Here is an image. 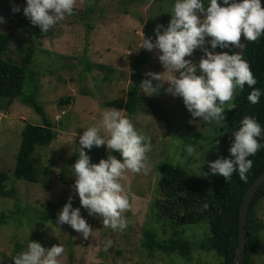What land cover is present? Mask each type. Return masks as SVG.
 Here are the masks:
<instances>
[{
	"label": "rangeland",
	"instance_id": "1",
	"mask_svg": "<svg viewBox=\"0 0 264 264\" xmlns=\"http://www.w3.org/2000/svg\"><path fill=\"white\" fill-rule=\"evenodd\" d=\"M25 3L26 0H0V16L5 20L0 30L9 37L4 60L22 65L26 57L31 59L23 96L0 109V169L8 174L7 188L16 191L12 197L0 195V214H5V221L0 222V264H14L12 256L17 245L20 252L28 239L34 240L39 234L43 247L58 243L63 246L59 264H221V257L214 250L200 247L209 234L207 221L178 225L159 215L154 201L159 196V165L163 162L181 166L202 178L213 177L208 162L222 158L227 152L220 137L228 109L224 110L225 120L220 125L191 117L182 98L166 91L167 82L152 79L153 86L159 83L160 87L151 95L140 86L138 93L143 101H137L134 113L120 109L151 144V151L146 154L147 170L133 173L126 169L120 181L130 204L123 214L129 221L127 227L123 231L106 228L98 216H89L81 207V216L94 234L85 240L69 225H58L57 217L46 218L47 214H57L69 195L72 206L80 207L72 187L74 182L63 183L60 171L68 167L66 174H73L64 161L79 151L82 127L97 123L103 110L114 108L105 102L128 100L134 86L131 81L134 71L148 79H151L148 73H161L162 79L171 74L159 62L158 50L136 47L142 32L154 40L155 26H167L173 0H90L87 14L66 15L47 32H40L38 26L25 18L22 11ZM13 5L20 6L21 11L10 18ZM98 25L102 30L96 32ZM205 39L204 46L211 51L206 45L210 38ZM232 49L230 46L220 51L230 54ZM201 55L203 52L198 48L185 59L198 63ZM91 64L96 65L91 70L84 69ZM34 94L58 132L49 146L39 148L34 155L39 169L50 167L49 184L43 178L38 183L19 178L14 171L25 124L43 123L42 116L24 101ZM63 97L70 98V103L61 104L59 100ZM187 145L195 149L192 156L185 151ZM85 152L90 158L93 156V148ZM107 154L108 151L104 158ZM256 217L264 222V199L256 206ZM148 233H152L154 240L185 237L192 246L190 258L147 246ZM259 235L261 243L253 259L256 264H264V230ZM108 239L112 240V246L103 251V242Z\"/></svg>",
	"mask_w": 264,
	"mask_h": 264
},
{
	"label": "clouds",
	"instance_id": "2",
	"mask_svg": "<svg viewBox=\"0 0 264 264\" xmlns=\"http://www.w3.org/2000/svg\"><path fill=\"white\" fill-rule=\"evenodd\" d=\"M77 0H26L23 15L40 32L72 15ZM12 12H20V6L13 5ZM167 24L156 25L155 39L145 37L143 32L136 48L158 50V60L171 74L162 79L161 73H148L151 79H144L140 86L146 94L156 92L160 84L153 86L152 79L167 82L166 91L179 96L191 117H198L205 123L222 124L225 109L235 107L234 93L247 85L252 88L256 79L246 60L238 52L229 54L216 49L240 48V37L256 41L264 33V7L261 0H173ZM5 22L0 16V24ZM207 44L212 49L205 47ZM203 55L198 63L190 57L195 49ZM261 90L252 88L247 100L259 102ZM79 136L78 158L71 165L74 177L72 187L79 198L80 207H73L69 195L57 213V224H67L87 240L93 237V230L81 216L84 208L89 216H98L104 227L123 231L129 221L123 215L130 208L128 195L120 182L124 171L141 173L147 170L146 154L151 151L150 139L140 133L132 121L121 111L108 108L100 113V119L87 127ZM228 157H217L208 162L209 173L219 174L226 181L235 171L241 181L252 166L250 156L255 155L264 138L260 124L252 116L245 115L232 132ZM218 143V142H217ZM105 146L106 158L98 163L90 162L85 149ZM188 156L194 154L191 145L185 147ZM118 153V157L112 153ZM207 175V173L205 174ZM206 207V205H205ZM112 240L103 242V251L112 246ZM64 249L61 244L45 248L40 242L29 240L26 247L12 256L14 264H59L58 258Z\"/></svg>",
	"mask_w": 264,
	"mask_h": 264
},
{
	"label": "trees",
	"instance_id": "3",
	"mask_svg": "<svg viewBox=\"0 0 264 264\" xmlns=\"http://www.w3.org/2000/svg\"><path fill=\"white\" fill-rule=\"evenodd\" d=\"M89 2L90 0H77L73 13L87 14ZM261 6L264 7V0H261ZM8 15L10 18H15L17 14L10 10ZM8 42L9 37L0 30V109L10 106L13 101L23 96L25 76L29 60H31L30 56L26 57L22 65L5 61L3 55ZM240 43V48L233 47L230 54L238 52L247 61L251 73L256 79V84L252 88L260 89L262 94L258 103L251 104L247 100V96L252 88L245 85L242 91L237 90L235 93L233 102L235 107L227 111L226 125L221 130V143L227 146V152L223 157L229 156L228 149L232 141V132L238 128L240 120L245 115L254 117L264 132V33L256 41H247L241 35ZM216 50L220 51L219 47ZM94 65L96 64H91L90 67L88 65L89 69H84L91 70ZM97 66L104 67L100 64ZM144 79H148V77L134 71L131 74V81L134 82V86L131 88V95H129L128 100L126 102L111 100L105 102V105L118 110L126 109L130 114L134 113L137 101H143V97H139L138 92L140 83ZM31 96H28L27 99L25 97L24 101L42 116L43 123L41 125L25 124L21 132L20 149L14 171L19 178L36 183L41 181L40 178H43L45 183L49 184L50 167L39 169L38 161L34 155L39 148L49 146L58 132L54 124L46 117L41 105L35 100V94ZM59 102L69 104L70 98H60ZM258 142L262 147L255 155L249 157L252 166L246 173V181H241L235 171L231 179L226 181L219 174H214L211 178H202L169 162H163L159 165L161 173L157 188L159 196L154 201L155 207L160 212L158 214L178 225L207 221L209 234L201 242L200 247L205 250H214L221 257V264H234V256L239 242L240 207L249 186L264 172V138L259 139ZM92 148L93 156H91L90 162L96 163L105 157L107 152L105 146H93ZM112 154L118 157V153L113 152ZM77 158L78 151L74 152L71 158H65L64 162H66V166H71ZM66 171H69L68 167L60 171V179L69 185L74 182V177H72L73 174L71 176L66 174ZM7 180L8 174L0 169V195L12 197L16 191L7 188ZM262 199H264V184L260 186L250 204L247 225L248 238L243 264H256L253 255L261 243L259 232L264 230V222L256 217V206ZM54 217H57L56 213L46 215L47 219ZM4 221L5 214L2 213L0 214V222ZM148 235L147 246H155L166 252H179L182 256L190 258L192 246L185 237L154 240L152 233H148ZM34 240L44 246L41 234L37 235ZM16 249L13 256L19 251L18 245Z\"/></svg>",
	"mask_w": 264,
	"mask_h": 264
},
{
	"label": "water",
	"instance_id": "4",
	"mask_svg": "<svg viewBox=\"0 0 264 264\" xmlns=\"http://www.w3.org/2000/svg\"><path fill=\"white\" fill-rule=\"evenodd\" d=\"M264 184V172L249 186L244 195L239 214V242L234 256V264H243L248 238V212L250 204L260 186Z\"/></svg>",
	"mask_w": 264,
	"mask_h": 264
},
{
	"label": "crops",
	"instance_id": "5",
	"mask_svg": "<svg viewBox=\"0 0 264 264\" xmlns=\"http://www.w3.org/2000/svg\"><path fill=\"white\" fill-rule=\"evenodd\" d=\"M96 28L98 29L96 32H98V31L102 30V28H101V26H100V25H98V27H96Z\"/></svg>",
	"mask_w": 264,
	"mask_h": 264
},
{
	"label": "built area",
	"instance_id": "6",
	"mask_svg": "<svg viewBox=\"0 0 264 264\" xmlns=\"http://www.w3.org/2000/svg\"><path fill=\"white\" fill-rule=\"evenodd\" d=\"M62 113H64V111Z\"/></svg>",
	"mask_w": 264,
	"mask_h": 264
}]
</instances>
